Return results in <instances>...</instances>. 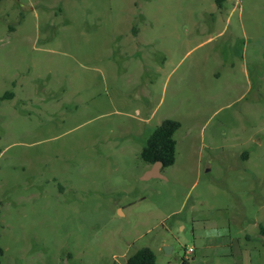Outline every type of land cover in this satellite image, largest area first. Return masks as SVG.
<instances>
[{"label":"rangeland","instance_id":"374dc122","mask_svg":"<svg viewBox=\"0 0 264 264\" xmlns=\"http://www.w3.org/2000/svg\"><path fill=\"white\" fill-rule=\"evenodd\" d=\"M0 207L2 264H264V0H0Z\"/></svg>","mask_w":264,"mask_h":264},{"label":"trees","instance_id":"16d2710c","mask_svg":"<svg viewBox=\"0 0 264 264\" xmlns=\"http://www.w3.org/2000/svg\"><path fill=\"white\" fill-rule=\"evenodd\" d=\"M218 7H222L226 0H214ZM181 127V122L175 119H165L161 124L157 125L149 134L143 146L141 156L143 160L149 164L161 161L163 168L173 165L176 162L177 140L175 134ZM1 207H0V236H1ZM4 248L0 244V264L4 255ZM126 264H157V256L155 251L144 246L131 254ZM182 264H188L184 260Z\"/></svg>","mask_w":264,"mask_h":264},{"label":"water","instance_id":"95a60500","mask_svg":"<svg viewBox=\"0 0 264 264\" xmlns=\"http://www.w3.org/2000/svg\"><path fill=\"white\" fill-rule=\"evenodd\" d=\"M162 166H163V164L161 161L154 162L153 165L151 166V168L146 171L143 178L149 179L151 177H164L162 170H161Z\"/></svg>","mask_w":264,"mask_h":264},{"label":"built area","instance_id":"2783aa9c","mask_svg":"<svg viewBox=\"0 0 264 264\" xmlns=\"http://www.w3.org/2000/svg\"><path fill=\"white\" fill-rule=\"evenodd\" d=\"M193 251H194L193 247H190L188 250V252H193Z\"/></svg>","mask_w":264,"mask_h":264},{"label":"flooded vegetation","instance_id":"af4514ba","mask_svg":"<svg viewBox=\"0 0 264 264\" xmlns=\"http://www.w3.org/2000/svg\"><path fill=\"white\" fill-rule=\"evenodd\" d=\"M151 166L153 165V164H150ZM162 168H163V166H162ZM162 170V169H161Z\"/></svg>","mask_w":264,"mask_h":264}]
</instances>
